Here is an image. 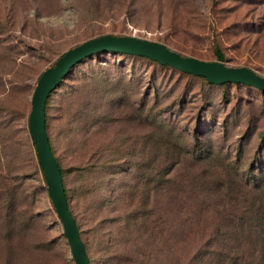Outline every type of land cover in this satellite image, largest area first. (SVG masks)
<instances>
[{
  "label": "rangeland",
  "instance_id": "374dc122",
  "mask_svg": "<svg viewBox=\"0 0 264 264\" xmlns=\"http://www.w3.org/2000/svg\"><path fill=\"white\" fill-rule=\"evenodd\" d=\"M107 35L264 76V0H0V264H75L28 116L42 73ZM46 117L91 264H264V92L96 54Z\"/></svg>",
  "mask_w": 264,
  "mask_h": 264
},
{
  "label": "water",
  "instance_id": "95a60500",
  "mask_svg": "<svg viewBox=\"0 0 264 264\" xmlns=\"http://www.w3.org/2000/svg\"><path fill=\"white\" fill-rule=\"evenodd\" d=\"M105 52L126 53L155 60L180 72L202 77L211 84H242L264 92V76L250 67H229L221 61L206 62L181 55L156 41H147L130 35L101 36L65 51L56 64L40 76L31 100L29 128L37 150L39 162L48 186V195L63 226L75 264H90L78 225L68 208V199L60 165L50 147L46 128V107L49 97L57 90L63 79L80 63L94 54Z\"/></svg>",
  "mask_w": 264,
  "mask_h": 264
},
{
  "label": "trees",
  "instance_id": "16d2710c",
  "mask_svg": "<svg viewBox=\"0 0 264 264\" xmlns=\"http://www.w3.org/2000/svg\"><path fill=\"white\" fill-rule=\"evenodd\" d=\"M215 53H216V56H217V58H218L219 61L223 62V61L225 60V55H224L225 53L222 52L221 47H220L219 45H215ZM97 54H98V53H97ZM100 54H117V55H121V54H123V55H129V54L122 53V52H121V53L105 52V53H100ZM100 54H98V55H100ZM95 55H96V54H94L93 56H95ZM130 56H131V57H137V56H133V55H130ZM91 57H92V56H91ZM137 58L147 59V58H144V57H137ZM89 59H90V58H89ZM86 60H88V59H86ZM86 60H85V61H86ZM148 60H150V59H148ZM85 61H83V62H85ZM151 61H152V60H151ZM153 61H155V60H153ZM83 62H82V63H83ZM155 62H157V61H155ZM82 63H80L79 65H81ZM158 63H159V62H158ZM159 64H160V63H159ZM79 65H78V66H79ZM160 66H162V65H160ZM76 67H77V66H76ZM76 67H75V68H76ZM163 67H169V66H163ZM75 68H74V69H75ZM169 68H171V67H169ZM74 69H73V70H74ZM171 69H173V68H171ZM73 70H72V72H73ZM174 70H175V69H174ZM176 71H178V70H176ZM72 72H71V73H72ZM179 72H180V71H179ZM71 73H70V74H71ZM180 73H182V72H180ZM183 73H184V72H183ZM186 74H189V73H186ZM67 76H68V75H67ZM67 76H66V77H67ZM190 76H193V75H190ZM66 77H65V78H66ZM194 77H195V76H194ZM65 78H64V79H65ZM200 78H202V77H200ZM64 79H63V81H64ZM203 79H205V78H203ZM205 80H206V79H205ZM63 81H62V82H63ZM206 81H207V80H206ZM62 82H61V84H62ZM210 84H211V83H210ZM229 84H232V83H229ZM212 85H213V84H212ZM216 85H219V84H216ZM220 85H221V84H220ZM225 85H227V84H225ZM235 85H242V84H235ZM244 85H245V84H244ZM244 85H242V86H244ZM221 86H224V85H221ZM246 86H249V85H246ZM59 87H60V85H59ZM59 87H58V88H59ZM251 87H252V86H251ZM58 88H57V89H58ZM252 88H253V87H252ZM254 89H255V88H254ZM258 91H259V90H258ZM261 92H262V91H261ZM54 93H55V92H53V94H54ZM53 94H52V95H53ZM52 95H51V96H52ZM51 96L49 97V99L51 98ZM48 101H49V100H48ZM47 105H48V102H47ZM46 110H47V107H46ZM46 125H47V124H46ZM46 128H47V127H46ZM32 139H33V138H32ZM33 143H34V141H33ZM50 144H51V141H50ZM34 145H35V144H34ZM34 145H33V146H34ZM51 146H52V144H51ZM51 146H50V147H51ZM34 148H35V147H34ZM51 148H52V147H51ZM36 151H37V150H36ZM52 151H53V148H52ZM53 153H54V151H53ZM37 155H38V153H37ZM54 155H55V154H54ZM55 157H56V156H55ZM56 159H57V158H56ZM57 161H58V159H57ZM38 163H39L40 169H41V171H42V168H41V165H40V162H39V157H38ZM58 163H59V161H58ZM59 165H60V163H59ZM60 169H61V172H62V175H63V168L61 167V165H60ZM42 172H43V171H42ZM65 190H66V187H65ZM66 196H67L68 204H69V198H68L67 190H66ZM69 206H70V205H69ZM69 206H68V208H69ZM70 211H71V213H72L71 208H70ZM72 215H73V213H72ZM73 217H74V215H73ZM74 219H75V217H74ZM75 221H76V219H75ZM76 223H77V222H76ZM77 225H78V224H77ZM136 225H137V223H136ZM85 247H86V246H85ZM90 264H91V261H90Z\"/></svg>",
  "mask_w": 264,
  "mask_h": 264
}]
</instances>
